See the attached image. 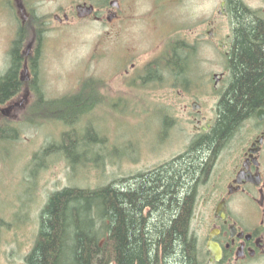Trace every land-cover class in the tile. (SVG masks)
I'll use <instances>...</instances> for the list:
<instances>
[{
  "label": "rangeland",
  "instance_id": "obj_1",
  "mask_svg": "<svg viewBox=\"0 0 264 264\" xmlns=\"http://www.w3.org/2000/svg\"><path fill=\"white\" fill-rule=\"evenodd\" d=\"M83 1L29 0V22L33 16L38 17L31 28L34 30L37 22L42 19L47 25L44 24V30H41V35H44L42 41L39 42L35 37L28 38V43L25 42L20 52L24 55L26 50L27 55L37 58L38 82L45 99L54 100L72 95L80 83L88 78L103 82L100 92L105 101L73 125L76 131L78 129L79 136L88 135L99 145L88 151L80 148L77 153L100 167L88 164L74 170L59 155L47 158L42 167L34 170L32 165L35 153L50 143H59L61 133L72 127L56 122L28 123L25 115L33 102V94L26 87L16 96L13 101L17 107L11 121L0 118V131L6 140H0V217L6 223L0 226V264H26L25 257L33 247L39 229L40 213L52 193L70 186L90 189L109 183L117 186L119 178L130 179L138 173L149 172L184 154L189 144L190 130L186 125L187 113L184 110L189 99L178 97L173 102L168 101L165 100V90L158 95L153 85L142 89L137 84L128 85L122 77L124 72L121 73V69L126 65L127 58L137 55L125 52L123 48H140V45L134 43V38L139 36L136 29L128 27L121 34L122 39L117 36L110 38L116 35L115 32L108 33L100 21L78 19L64 26L54 20V15L62 17L64 12L71 11ZM97 1L100 7L108 6L107 0ZM155 2L132 0L129 4L133 7L130 8L131 15L143 17L152 13ZM187 6V0H181L178 4H171L170 0H159L148 19L154 24L155 37L152 29V35L147 34L149 37H146L145 50L141 51L138 63L147 61L155 54L157 48L152 46L162 38H169L175 33L180 37L181 30L185 31V22L189 20ZM212 10L208 12L209 16L215 11L214 8ZM106 12L105 8L101 11L103 17H106ZM47 16L50 17L49 21ZM21 18L25 22L24 17ZM20 22L17 24L18 29L21 27ZM29 22L24 24L26 28H29ZM13 34L10 25L0 28V77L11 68L10 42L11 37L13 40L16 37ZM30 41L34 43L28 51ZM142 43H145V39H142ZM134 45L137 47L134 48ZM201 46L199 43L198 49H203ZM199 59L201 66L195 65L196 69L211 75L220 70L218 65H209L205 58ZM213 60L211 57L210 61ZM24 78L30 80L33 72L29 70L24 73ZM218 95L211 88L209 104L213 108L217 107ZM171 102L172 106H168ZM209 104L207 107L210 110ZM5 107L6 103L1 106ZM174 112L178 116L176 127L171 122L173 127L164 126V117L167 114L174 115ZM160 137L163 142L166 141L165 146L156 150L161 147Z\"/></svg>",
  "mask_w": 264,
  "mask_h": 264
},
{
  "label": "trees",
  "instance_id": "obj_2",
  "mask_svg": "<svg viewBox=\"0 0 264 264\" xmlns=\"http://www.w3.org/2000/svg\"><path fill=\"white\" fill-rule=\"evenodd\" d=\"M43 20L33 30L22 28L13 44L11 68L0 77V108L26 87L33 102L25 115L30 124L56 122L72 127L61 141L48 144L33 157L34 170L49 157L63 156L77 168L99 164L77 150L97 148L95 139L79 136L74 124L105 101L103 82L88 78L72 95L49 100L38 82L37 58L20 50L35 37L42 41ZM237 41L229 58L231 84L218 104L219 119L199 150H189L149 172L97 188L70 186L52 193L39 216V229L26 264H192L195 242L190 230L192 198L207 174L214 151L246 117L264 107V24L239 14ZM31 42V41H30ZM29 42V43H30ZM184 49L177 43L173 49ZM25 61L33 78L24 81ZM177 66L185 61L177 59ZM153 70L147 77H153ZM1 117V114H0ZM18 131L16 130V133ZM5 135L0 131V140ZM195 145V146H196ZM6 224L0 217V226Z\"/></svg>",
  "mask_w": 264,
  "mask_h": 264
},
{
  "label": "flooded vegetation",
  "instance_id": "obj_3",
  "mask_svg": "<svg viewBox=\"0 0 264 264\" xmlns=\"http://www.w3.org/2000/svg\"><path fill=\"white\" fill-rule=\"evenodd\" d=\"M131 1L107 0L108 6L104 5L106 17H103L101 11L104 8L100 7V2L84 0L83 6L76 5L72 13L64 12L62 17L54 15V20L68 24L77 16L100 21L108 33L115 32L116 35L110 38L122 39L121 34L128 27L136 29L139 36L134 38V43L140 48H123L125 52L137 55L127 58L121 69V73L124 72L122 77L128 85L137 84L142 89L153 85L158 95L165 90V100L168 101L187 97L190 102L184 110L190 135L185 149L186 152L197 151L200 146L196 144L205 143L213 133L220 117L218 104L222 92L232 81L231 69L227 65L238 37L239 14L241 12L255 23L264 24V0H187L189 20L185 22V31L181 30L182 38L177 33L162 38L152 46L157 48L155 54L143 63H138L137 59L145 50L146 37L152 35V29L155 37L154 24L148 19L159 0L153 5L152 13L143 17L131 15ZM170 1L178 4L181 0ZM28 6L29 0H0V28L10 25L13 37L17 35V24L29 22ZM213 8L215 11L209 16L208 12ZM142 39H145L144 44ZM178 41L185 45L184 49H173ZM199 43L203 49H198ZM211 57L213 61H210ZM199 58H205L209 65H218L220 70L211 75L196 69L195 65L201 66ZM177 59L185 61V66H177ZM25 69L28 72L27 66ZM151 70L154 73L152 78L147 77ZM211 88L219 93L214 108L209 104ZM13 100L6 102V111H1L4 117L13 118L17 107ZM172 102L168 106H172ZM177 118L175 112L174 115L167 114L163 119L164 126L173 127L171 122L175 128ZM160 139L161 147L156 150L165 146L166 141ZM209 157L207 174L197 183L192 198L190 230L195 242L192 264H264V107L244 118L214 151H210Z\"/></svg>",
  "mask_w": 264,
  "mask_h": 264
}]
</instances>
